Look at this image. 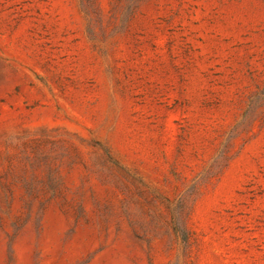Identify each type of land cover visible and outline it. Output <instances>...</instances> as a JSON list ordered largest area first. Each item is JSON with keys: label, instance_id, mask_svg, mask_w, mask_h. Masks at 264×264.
Masks as SVG:
<instances>
[{"label": "rangeland", "instance_id": "obj_1", "mask_svg": "<svg viewBox=\"0 0 264 264\" xmlns=\"http://www.w3.org/2000/svg\"><path fill=\"white\" fill-rule=\"evenodd\" d=\"M0 264H264V0H0Z\"/></svg>", "mask_w": 264, "mask_h": 264}]
</instances>
